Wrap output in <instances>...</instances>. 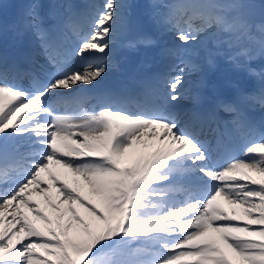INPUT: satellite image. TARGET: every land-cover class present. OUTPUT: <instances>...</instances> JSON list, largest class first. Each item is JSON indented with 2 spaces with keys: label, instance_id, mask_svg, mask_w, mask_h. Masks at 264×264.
<instances>
[{
  "label": "snow or ice",
  "instance_id": "6c2138e0",
  "mask_svg": "<svg viewBox=\"0 0 264 264\" xmlns=\"http://www.w3.org/2000/svg\"><path fill=\"white\" fill-rule=\"evenodd\" d=\"M156 6L166 9L163 23L175 36L163 51L169 72L104 91L87 110L77 88L107 73L114 34L128 29L131 5L101 0L84 16L71 0L54 2L49 26L43 6L28 5L16 27L33 32L47 67L41 78L32 57L18 63L0 56V264H264V124L222 103L236 116L232 130L244 158L221 166L198 138L196 126L202 130L210 115L177 111L185 73L195 67L186 57L202 34L217 48L247 41L264 55V22L251 19L257 11L264 16V0ZM25 79L30 87L19 83ZM193 99L199 103L198 94ZM248 99L264 107V88ZM61 103L77 110L61 112ZM53 165L71 174L72 187ZM51 188L57 202L49 195L44 201L55 220L30 200ZM85 188L90 199L80 195Z\"/></svg>",
  "mask_w": 264,
  "mask_h": 264
},
{
  "label": "rangeland",
  "instance_id": "374dc122",
  "mask_svg": "<svg viewBox=\"0 0 264 264\" xmlns=\"http://www.w3.org/2000/svg\"><path fill=\"white\" fill-rule=\"evenodd\" d=\"M60 1L61 0H51L50 5H52L54 2L60 3ZM118 1L124 2L126 4L131 5V7L129 8V14H130L132 19H136L137 15L140 14V13H143L145 16H148L149 18L151 17L150 19L148 18L149 20L147 19L146 21H141L142 25L138 24L140 29L143 30L145 33H150L151 32L150 28H151V25L154 23L153 15L155 16L156 24L159 25L160 24V20L157 17H159V14H161L164 10H166V9H164L162 7H158L159 10H156V7H157L156 5H163V4H168V3H172L173 2L172 0H118ZM163 1H166V3H164ZM257 2H258V0H257ZM128 17H129V15H128ZM251 19H252V22L254 24H260V23L264 22V16H261L259 11H257L251 17ZM129 20H130V17H129ZM208 41H210V40H208ZM221 47H222L223 51L222 50L215 51V58L220 56L221 57L220 60H215V58H213L210 61L206 62L205 63L206 65H204V67H202V68L212 69L216 73V76L218 77V80H219V83H220L219 86H221V88L223 90L231 88V85H229V83H231L232 80L240 79L243 75L245 76L246 73L248 72L249 64L250 65H254L256 63H258V64L262 63L264 61V58H262V57H264V55L262 56L258 52L257 46L253 45V44H251V43H249L247 41H241L238 45L232 46V47H229L227 45H223ZM242 48H249V49H251V51H250L249 54L244 55V54L241 53ZM233 51L236 52V53H234ZM228 54L234 55L233 56V57H235L234 59L240 61V63H243V66L242 67L237 66L236 62H235V60L233 58H227L226 57ZM212 61H214V63H211ZM208 64H209V66H208ZM263 65H264V62H263L262 65H259V67H262ZM244 76L242 78H244ZM233 77H235V78H233ZM186 79H188V78H186ZM56 167H58V166H56ZM45 174H47V173H41V177L40 178L42 180L44 179ZM61 176H63V175H61ZM66 176L67 175L65 174L63 177L65 179H67V180L69 179L70 180L69 182H71L72 177H70V178L67 177L66 178ZM70 186L72 187V184ZM51 191H53V190H51ZM48 194H50L49 196H51V198L54 201V202H52V200H51V202L52 203H56L57 200H58V197H57L55 192L42 194V195H37L39 197H37L35 195L36 198H35V196H31L30 200L34 201L39 206V210L45 216L49 217V219H52V220L54 218V220H55V217L53 215H55L56 213H54V214H53V212L51 213V211H49V210H52V209L49 208V207H45L43 205L44 203L40 202V199H44V195H48ZM80 195L83 196L82 193H80ZM84 195H86V193H84ZM83 197L88 199L86 196H83ZM63 206H64V208L66 207V205H63ZM63 206H61V207H63ZM73 207L76 208L77 212L81 215V213H82L81 210H83V209L79 208L78 205H73ZM22 211H24L26 215H30L27 212L26 209H22ZM67 220H65V221H67ZM63 222L64 221H62L61 223H63ZM35 223L38 226H41V222L35 221ZM251 227H253V226H251ZM37 254H39L41 256L43 255V253L39 249L37 250Z\"/></svg>",
  "mask_w": 264,
  "mask_h": 264
},
{
  "label": "bare ground",
  "instance_id": "6f19581e",
  "mask_svg": "<svg viewBox=\"0 0 264 264\" xmlns=\"http://www.w3.org/2000/svg\"><path fill=\"white\" fill-rule=\"evenodd\" d=\"M4 0H0V5H1V3L3 2ZM47 1L48 0H34L33 2H32V0H17V3H18V5L20 6V7H22V6H24L23 7V12L25 13L26 12V10H27V8H28V5L29 4H31V2L32 3H39V4H41L42 6L43 5H47ZM155 8V7H154ZM151 11V10H150ZM149 12V11H148ZM159 12V11H158ZM164 12V11H163ZM155 14V13H154ZM155 16L153 15V18H154ZM151 18V17H150ZM149 18V19H150ZM158 18V17H157ZM156 18V19H157ZM132 20V22H133V27L131 28V32L133 33V35H132V38H134V42H132V43H130V45L131 44H133V43H135L136 44V47H132V46H130L129 45V48H130V50H131V52H132V54H134L135 53V51H138V58H139V62H143L144 60H145V58H146V54L148 53V52H150V51H152V50H147V49H140V50H138L137 49V44L141 41V39H146L147 41H149L150 39H151V37L150 36H148V35H143V34H141L139 31H136L134 28H135V26H136V24H135V19H131ZM151 21V20H150ZM161 21L163 22V17L161 18ZM164 24V23H163ZM213 31H215V29H209V32H213ZM119 33H120V31H118ZM118 33V34H119ZM164 36H168L166 39H170V40H172V41H175V36H174V34L171 32V31H169V30H167V28L165 27V30H164ZM207 37H208V33H204V34H202L201 35V37H200V40L202 41V43H200V44H196V47L197 48H201V46L204 44V41H206L207 40ZM115 39L112 41V45H114L115 44ZM164 45H166V44H164ZM192 46V45H191ZM162 47H165V48H169L170 47V45H167V46H162ZM215 49H211V50H209L208 51V53H212L213 51H214ZM201 54H202V52H201ZM207 53H205V52H203V57H198V59H201V58H206L205 57V55H206ZM190 57H192V58H195L196 56L195 55H189V56H187L186 57V59H188V58H190ZM78 59V58H77ZM125 61H127V59L125 60ZM124 61V62H125ZM206 63V62H205ZM208 66H209V64H208ZM264 66V65H263ZM261 67H259V65H257V66H255V67H251L250 68V70H249V74H246L245 76H244V78H242L239 82H237L236 84H235V88L234 89H232L231 90V94L232 93H236V94H239L240 95V97H236L238 100H237V106H238V110L239 111H243L242 110V106H241V101H243V100H247V105L250 107V106H252V101H250V100H248V97L249 96H257L258 95V93L261 91V89H262V86H263V84H264V67H262L261 69H260ZM113 70V68H111L110 67V63H109V60H108V70H107V73L104 75V77H106L107 76V74H108V72L109 71H112ZM192 71H193V73H191L192 75L191 76H189L188 75V79H186L185 78V81H186V83H185V85H188L189 86V84H194V82L196 81V79H198V81L199 80H201L202 79V76L205 74V73H208L209 71H208V69L207 68H202V67H199V68H192L191 69ZM211 85H212V88H216L217 87V84L216 83H212L211 82ZM89 86H92V85H83V84H81V85H79V87L77 88V89H80V88H85V87H89ZM264 88V87H263ZM260 90V91H259ZM190 90H189V88H187V89H184V98L183 99H181L180 101H179V105H178V108H179V112H181V113H186V112H188V109H190L191 108V106H192V104H193V102H194V99H193V95L192 94H190ZM228 96H229V93L227 94ZM199 102H200V100H199ZM195 105V104H194ZM183 118H188L187 116H184ZM149 143H152L151 141L149 142ZM59 171H61V169H59ZM64 172L66 173V171L64 170ZM70 177H71V174L70 173H67ZM64 176V175H63ZM66 178H67V176H66ZM69 180V179H68ZM67 180V181H68ZM43 181L45 182V184L46 185H50V183H51V181H49L48 180V178H45V179H43ZM70 181V180H69ZM70 185H71V182L69 183ZM71 187V186H70ZM50 190H55L54 188H51ZM81 191H84V193H86V197L88 198V199H90V196H89V193H88V191H87V189L85 188V189H83V190H81ZM48 195H50V194H48ZM54 195V194H53ZM33 196H35V194L33 195ZM37 196V195H36ZM36 196H35V198H36ZM37 197H39V196H37ZM43 197V196H42ZM53 197V196H52ZM40 202H43L44 204V206L45 207H48V205L45 203V201H44V199H40ZM39 202V203H40ZM54 202V201H53ZM38 203V202H37ZM46 204V205H45ZM221 204H222V206L225 208V209H228L230 206L229 205H227V204H224L222 201H221ZM61 206H63V205H60V208L61 209H63L64 208V206L63 207H61ZM39 207V206H38ZM49 211H51V213L53 212L52 210H49ZM82 211V213H81V216H86V214L84 213V211L83 210H81ZM53 214H54V212H53ZM52 214V215H53ZM54 217H56V214L55 215H53ZM68 219V217L67 216H65V220H67ZM53 220H54V218H53Z\"/></svg>",
  "mask_w": 264,
  "mask_h": 264
}]
</instances>
